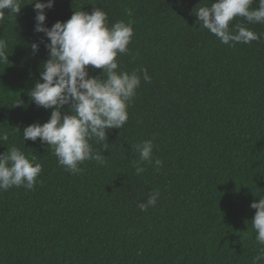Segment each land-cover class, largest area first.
<instances>
[{
  "label": "trees",
  "instance_id": "trees-1",
  "mask_svg": "<svg viewBox=\"0 0 264 264\" xmlns=\"http://www.w3.org/2000/svg\"><path fill=\"white\" fill-rule=\"evenodd\" d=\"M30 2L0 23L9 55L0 62V131L9 132L0 154L20 148L43 171L32 190L0 191V264H253L262 247L250 205L264 196V24L237 17L230 27L262 35L231 47L197 23L193 10L213 0H54L49 28L94 7L110 24L131 21L118 70L144 68L151 77L141 74L127 123L108 130L110 149L93 143L106 163L86 161L73 175L50 145L22 139L24 127L52 111L31 97L49 41L34 31ZM148 139L163 165L145 162L137 175L135 145ZM157 189V204L141 211L137 204Z\"/></svg>",
  "mask_w": 264,
  "mask_h": 264
},
{
  "label": "clouds",
  "instance_id": "clouds-1",
  "mask_svg": "<svg viewBox=\"0 0 264 264\" xmlns=\"http://www.w3.org/2000/svg\"><path fill=\"white\" fill-rule=\"evenodd\" d=\"M34 2L35 27L37 33H44L49 58L43 63L38 81L31 90V97L38 106L52 109L50 118L43 124L36 122L23 128L22 139H40L54 150L58 164L71 174H81L80 167L86 161L106 163L105 155L93 147L103 142V152L110 149L108 130L121 129L128 121V107L141 85V74L146 83L151 82L147 69L132 72L118 70V55L129 52L134 29L132 22L117 21L110 24L108 13L94 7L92 12L74 11L67 21H56L50 28L45 25L46 12L54 6V0H31ZM257 3V0H255ZM201 3V2H200ZM199 3V4H200ZM213 0L193 11L199 27L207 29L222 44L234 47L236 43L248 44L258 41L262 34L245 26L230 24L242 17L249 24H264V0ZM8 13H5V10ZM21 0H0V23L5 16L19 13ZM131 16V11H128ZM44 43V41H41ZM33 53L39 51V43L31 44ZM8 42L0 38V62L8 60ZM89 66L102 69L99 76L89 74ZM19 103H16L18 105ZM65 105L69 111H63ZM9 140V132L0 131V145ZM151 139L135 145L139 159L133 162L136 174L146 169L145 162L154 164L157 171L163 161L153 156ZM43 166L36 155H26L17 147L7 148L0 154V191L12 187L32 190L38 183ZM159 190H153L146 201L137 204L141 211H147L157 204ZM256 209L251 220L256 232L255 240L262 247L253 259V264L264 260V196L253 201Z\"/></svg>",
  "mask_w": 264,
  "mask_h": 264
}]
</instances>
